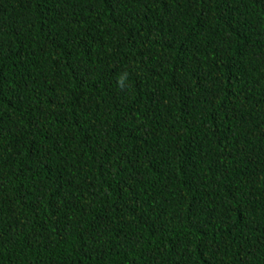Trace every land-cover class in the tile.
Masks as SVG:
<instances>
[{"label":"trees","instance_id":"obj_1","mask_svg":"<svg viewBox=\"0 0 264 264\" xmlns=\"http://www.w3.org/2000/svg\"><path fill=\"white\" fill-rule=\"evenodd\" d=\"M0 264H264V0H0Z\"/></svg>","mask_w":264,"mask_h":264},{"label":"clouds","instance_id":"obj_2","mask_svg":"<svg viewBox=\"0 0 264 264\" xmlns=\"http://www.w3.org/2000/svg\"><path fill=\"white\" fill-rule=\"evenodd\" d=\"M126 75H127V73H125L123 76L118 78V81H117L118 85H120V86L124 85V80H125Z\"/></svg>","mask_w":264,"mask_h":264}]
</instances>
